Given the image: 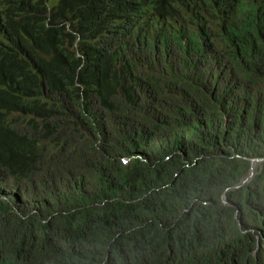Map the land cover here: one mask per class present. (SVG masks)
Here are the masks:
<instances>
[{"label":"trees","instance_id":"obj_1","mask_svg":"<svg viewBox=\"0 0 264 264\" xmlns=\"http://www.w3.org/2000/svg\"><path fill=\"white\" fill-rule=\"evenodd\" d=\"M255 158L264 0H0V264H264Z\"/></svg>","mask_w":264,"mask_h":264},{"label":"water","instance_id":"obj_2","mask_svg":"<svg viewBox=\"0 0 264 264\" xmlns=\"http://www.w3.org/2000/svg\"><path fill=\"white\" fill-rule=\"evenodd\" d=\"M259 160H261V159H259V158H255V159H253V161H252V166H251V170H250L249 174L246 176V178L243 180V182H245L247 179H249V178L254 174V172H255V167H256V163H257ZM243 182H240V183L237 184L235 187L240 186ZM254 254H256V251L254 252Z\"/></svg>","mask_w":264,"mask_h":264},{"label":"clouds","instance_id":"obj_3","mask_svg":"<svg viewBox=\"0 0 264 264\" xmlns=\"http://www.w3.org/2000/svg\"><path fill=\"white\" fill-rule=\"evenodd\" d=\"M230 40H231V42L234 41L233 38L230 39ZM259 159L263 160L264 158H259ZM125 160H129V158H127V159H125ZM261 160H259L258 162H260ZM258 162H257V163H258ZM257 163H256V166H257ZM250 170H251V169H250ZM249 172H250V171H249ZM255 173H256V167H255V172H254V174H255ZM248 174H249V173H248ZM254 174H253V175H254ZM253 175H252V176H253ZM246 176H247V175H246ZM246 176H245V178H246ZM252 176H251V177H252ZM251 177H250L249 179H247L245 182H243V180L245 179V178H244V179L241 181V182H243L241 185H243L244 183H246L247 181H249V180L251 179ZM238 184H239V183H238ZM241 185H240V186H241ZM235 186H236V185H235ZM235 186H233L232 188H236ZM238 187H239V186H238ZM226 201H227V200H226V197H224V203H226ZM258 248H259V247H258ZM255 251H256V250H255Z\"/></svg>","mask_w":264,"mask_h":264}]
</instances>
